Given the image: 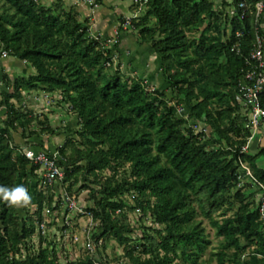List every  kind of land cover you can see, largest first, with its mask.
<instances>
[{"label": "trees", "instance_id": "obj_1", "mask_svg": "<svg viewBox=\"0 0 264 264\" xmlns=\"http://www.w3.org/2000/svg\"><path fill=\"white\" fill-rule=\"evenodd\" d=\"M248 3L244 19L218 10L213 0L137 3L143 11L132 18V30L157 56L163 78L156 86L155 74L121 70L125 17L121 35L108 44L63 0H0V47L35 69L0 74V187L23 186L30 196L22 205L0 196V264L59 260L57 242L39 224L46 208H60L61 198L55 187L38 188L37 167L24 153L28 146L46 149L35 135L56 132L47 115L22 106L25 92L33 91L63 95L77 117L58 147L60 164L70 191L90 190L95 238L104 239L100 256L108 237L125 247L129 264H264L258 202L264 146L256 140L242 152L251 132L237 98L258 25L255 2ZM261 101L264 107V92ZM199 122L210 132L195 129ZM242 162L258 183L247 180ZM131 211L158 226L142 223L134 237ZM205 219L220 238L216 247ZM92 263L83 256L68 264Z\"/></svg>", "mask_w": 264, "mask_h": 264}, {"label": "built area", "instance_id": "obj_2", "mask_svg": "<svg viewBox=\"0 0 264 264\" xmlns=\"http://www.w3.org/2000/svg\"><path fill=\"white\" fill-rule=\"evenodd\" d=\"M69 1L74 4L87 5L92 12L100 8L98 0ZM140 1L141 0H136L137 3ZM248 1L255 2V17L256 22H258L264 10V0H241L237 5L229 9L228 12L230 17L239 16L240 19H244L247 16L250 6ZM141 7L140 5V8ZM136 16H138V14L126 19V22L123 24L124 30L132 28V18ZM120 35L121 31L119 27H117L115 29V35L107 38V43L114 42ZM242 35V31L237 32L238 37ZM103 36L104 35L101 33L94 35L95 38H101ZM9 57L10 53L6 49L0 47V61ZM246 65L247 69L239 82V93L237 98L239 103L243 106V113L246 117L245 126L250 130L251 134L247 138V143L242 147V152L250 151L256 140L260 146L263 145L262 143L264 141V107L261 101V94L264 92V37L260 33L258 26L255 29L254 45L246 58ZM178 111L184 117H188L184 107L180 106ZM194 128L197 130H204L208 133L207 127L203 129L199 128V125H195ZM24 153L32 164L37 167L36 173L41 178L38 188L47 186L55 187L57 197L61 198L59 209H45V218L39 224L40 233L50 238L53 232H61V237L66 241L72 242L75 247L78 243L82 242L83 252L77 255L76 258L71 255L72 259L67 261L68 263L77 261L83 256H90L93 259L92 264H100L101 261L97 255L99 254V249L104 244V239L99 238L97 240L95 238V234L98 231V221L94 219V214L88 209V205L83 202L80 195L70 191L68 183L64 181L65 171L60 164L61 156L59 150L38 149L34 146H28L24 149ZM242 166L246 170L247 180L258 183L248 164L242 162ZM245 183L246 180L242 179L239 186L244 187ZM258 185L262 187L258 202L261 219L264 222V185L261 183H258ZM56 264L62 263L58 260Z\"/></svg>", "mask_w": 264, "mask_h": 264}, {"label": "rangeland", "instance_id": "obj_3", "mask_svg": "<svg viewBox=\"0 0 264 264\" xmlns=\"http://www.w3.org/2000/svg\"><path fill=\"white\" fill-rule=\"evenodd\" d=\"M63 1L66 5H68L70 7L75 6V8L80 13V18L82 19V13H81L82 8H83L82 6H87V5L74 4L68 0H63ZM213 1L216 4H218L219 1H222V0H213ZM129 3H130L131 11L127 12L128 14L125 17V19L138 14V12L142 13V11H143V8L142 7L140 8V6H138L136 0H129ZM45 4H49V3H45ZM219 5H218V7H219ZM88 9H90V8H88ZM98 9H96L95 11H97ZM218 10H222V7H220ZM88 24L90 26L91 34L93 36L101 33L104 36L111 37V36L105 35L103 32L94 31L90 21H88ZM118 26H120V22H119ZM131 31H132L131 33H134L132 28H131ZM228 31H229V28H228ZM112 35H115V30L112 33ZM140 47H138V48H140ZM143 47H145V46H143ZM143 47H141V48H143ZM145 56H146V54H145ZM136 63H132V64H134V66H136V68H138L139 64H142V62L139 64L137 63L138 65H136ZM148 63H149V66H147V71H146L145 75L155 74L156 77H155V82H154L155 84L154 85L158 86L162 82L163 76L161 75V72L159 71L160 68L158 67L157 56L150 58ZM125 64L126 63H123V60H121V70L127 72V74H129V75L132 74L134 76L136 74L132 70V68L134 69V67L132 65L126 66ZM25 75H29V73H26ZM29 93L30 92H25L26 98L22 102V106L25 109H28V110L34 112V115H36L38 117L41 115H47L48 116L50 124L54 129H56V132L55 133H48V134L43 133L41 135L44 136L45 139L50 138L52 140V142H54V144L56 145V147L58 149V147L62 146L65 143V141L67 140L68 132L66 131V128L69 125H70V127H77V117L73 113H71L70 104L64 99L63 95L58 93V94L52 95L50 97V94L45 92V91H43V92L33 91L30 93L31 96H28ZM198 125H199V128L207 127L208 132H210V127L206 126V124L199 122ZM16 135L18 136V134H16ZM42 136L38 135L39 138H41ZM16 139L18 140L20 138L18 137ZM262 144L264 145V141ZM259 161L263 164L264 158H260ZM80 184L81 183H79V185ZM78 187L79 186H77L76 188L78 189ZM79 195L86 205L89 206L90 204H92V201H90V199H89V195H90L89 189L80 190ZM128 216H129V220L131 221V223L133 225H135V227L137 228L136 232L133 233L134 237L137 236L138 234L142 233L143 228L142 229L139 228V227H141L140 225H142V223L145 226L146 225L147 226H158L157 224H154L152 219H150V218L146 217L144 220H142L140 218V215L137 212L131 211L128 213ZM200 218H202V217L200 216ZM204 224L207 228V233L209 235V238L212 241V245L210 247H216L220 243V238L216 235L215 230L212 228V226L210 225V223L207 219L204 220ZM60 233L58 231H57V233L53 232L52 236L49 238V240L52 242L53 241L57 242L56 247H57V251L59 254V262L62 264H66V263H68L67 261H70L72 259L71 255H73L72 257L76 258L77 255H80L81 252H83V248H82L83 244H82V242H80L75 247V245L72 242L64 240L61 237ZM35 241L36 242L39 241L38 236L35 237ZM106 241H107V246H106V249H103V255L102 256H99V254L97 255V257L101 260H102V258L107 257L106 258L107 262L103 263V264H129V259L125 256V252H126L125 247L120 245L116 241V239H114V238H108L107 237Z\"/></svg>", "mask_w": 264, "mask_h": 264}, {"label": "crops", "instance_id": "obj_4", "mask_svg": "<svg viewBox=\"0 0 264 264\" xmlns=\"http://www.w3.org/2000/svg\"><path fill=\"white\" fill-rule=\"evenodd\" d=\"M42 1L50 4L54 0H42ZM232 2L233 0H222V1H219L218 4H216L215 2L214 3L217 9L222 7V9H226L227 11H229V9L233 6L231 5ZM226 3H229V4L226 5ZM82 7H83L82 12H81L82 19L83 20L88 19L90 23L92 24V28L94 29V31L103 32L105 35H108V36H113L112 33L117 27H119L118 26L119 18L121 16L126 17L128 14L127 12L131 11L129 0H102L100 8L95 12H92L90 9H88L89 8L88 6H82ZM140 13L141 12H138V15ZM257 24L260 26V29L262 31L261 34L264 37V10L258 22H256L255 20V25ZM131 32H132L131 29L123 30L122 32L121 43H120V47L122 50L120 53L121 60H123V63H126L125 64L126 66L132 65L134 67V69L132 68V70L135 73H137L138 70L139 71L142 70V71H145V74H146L147 66H149L148 62L150 58L155 57L156 55L152 50L149 49L147 45L145 44L141 45L140 43H138L139 41H138L136 32L134 33H131ZM139 45L141 47L143 46L145 47L141 48ZM136 62L138 64L142 62V64L138 65ZM132 63H136V65H138V68H136V66H134V64ZM34 72H35V69L33 67L29 66L26 63L24 64L23 62H20L19 60H17L16 58L12 56L0 61V74L1 75L3 73H8L12 77H16V76L23 75L26 73L32 74ZM39 92H43V91H39ZM30 93L28 96H31ZM55 94H58V93H54V94L51 93L50 97ZM18 137L20 139H18L17 141L22 142L23 138L21 137V135L19 134L18 136L16 135V138ZM32 139L34 142L42 144V146L46 149H50V150L57 149L56 145L54 144V142H52L50 138L45 139L44 136L39 138L38 135H35Z\"/></svg>", "mask_w": 264, "mask_h": 264}, {"label": "clouds", "instance_id": "obj_5", "mask_svg": "<svg viewBox=\"0 0 264 264\" xmlns=\"http://www.w3.org/2000/svg\"><path fill=\"white\" fill-rule=\"evenodd\" d=\"M0 196L13 205L25 204L30 199V196L23 186H16L11 190L7 187H0Z\"/></svg>", "mask_w": 264, "mask_h": 264}]
</instances>
